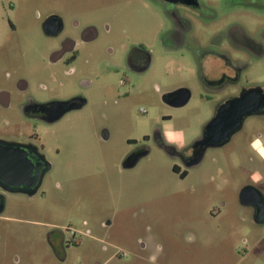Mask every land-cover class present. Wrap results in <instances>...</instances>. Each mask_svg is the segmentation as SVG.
I'll return each mask as SVG.
<instances>
[{
    "label": "rangeland",
    "instance_id": "1",
    "mask_svg": "<svg viewBox=\"0 0 264 264\" xmlns=\"http://www.w3.org/2000/svg\"><path fill=\"white\" fill-rule=\"evenodd\" d=\"M53 12L78 16L98 30V38L64 69L69 74H61V89H54L66 98L92 80L85 96L94 106L37 128L56 159L49 198L22 199L21 210L10 208L0 217V264H264V222L257 223L254 210L239 200L248 184L264 193V152L253 151L241 136L188 168L155 143L143 142L159 129L171 132L170 143L188 147L202 137L217 108V98L200 96L194 57L172 48L171 25L161 9L141 0H0V31L9 18L33 23L37 14ZM243 12L237 11L236 23L263 39L264 17ZM10 35L13 47L27 50L30 63L38 52L48 56L53 49L33 26L24 35ZM134 46L142 49L139 59L151 58L138 74L126 69ZM244 62L249 67L243 84L264 85V56ZM122 81L130 93L126 103L110 107L111 116L88 115ZM182 89L193 95L180 106L184 95L176 92ZM168 94L176 97L165 103ZM141 146L148 155L125 169L126 156ZM53 234L67 243L58 254L48 243Z\"/></svg>",
    "mask_w": 264,
    "mask_h": 264
},
{
    "label": "flooded vegetation",
    "instance_id": "2",
    "mask_svg": "<svg viewBox=\"0 0 264 264\" xmlns=\"http://www.w3.org/2000/svg\"><path fill=\"white\" fill-rule=\"evenodd\" d=\"M141 1L154 3L168 18L172 48L194 57L196 76L202 88L200 96L210 101L217 98L213 101L217 103L214 118L205 127L202 137L188 147L180 148L170 143L159 129L145 135L143 142L155 143L166 153L180 158L188 168L199 165L208 150L228 145L235 138L240 141L245 137L242 141L250 144L253 151L264 152V85L248 86L242 81L249 67L244 59L264 56V36L263 39L253 38L246 27L236 23L239 9L244 11L242 14L264 17V5L249 0L243 3L238 0ZM18 9L20 6L11 8L12 11ZM34 19L39 21L31 23L24 16L16 21L9 18L6 29L0 31V217L10 208L21 210L22 199L49 198L47 181L54 172L56 159L49 154L37 128L53 126L69 114H84L86 109L94 106L85 96L94 85L92 80H84L78 85L80 93L66 98L56 94L54 89H61L59 78L61 74H69L64 69L75 63L80 49L98 38L97 28L92 23H83L78 16L66 17L55 12L44 17L37 14ZM259 24L263 25L262 22ZM30 26L53 44L48 56L45 50L40 51L32 63L28 61L27 50L13 47L10 37V33L24 35ZM141 50L134 46L128 55L126 69L133 74L144 72L150 66V56L143 60L138 58ZM124 84L122 81L114 89L115 95L98 103L99 111H88V115H113L110 107L120 101L126 103L130 98V93L122 90ZM176 93H182L187 102L193 95L187 89ZM174 96L165 95L163 101L169 103ZM230 103L236 104L234 110L220 112ZM219 116L217 126L210 130V124ZM252 131L255 138L250 137ZM109 132L108 128L103 129V139L109 138ZM225 133H228L226 137ZM214 139L221 142L213 143ZM204 145L203 157L199 159ZM148 153L145 146L138 147L126 156L124 168L135 167ZM55 154H59L57 149ZM180 170L178 166L174 167L182 178H187L188 171ZM251 187V184L245 187L249 193H253ZM262 195L263 200L251 196L249 205L245 206L254 210L255 221L264 216V193ZM48 241L57 254L67 248V243L55 234L49 235ZM13 261L19 263L20 259L13 257Z\"/></svg>",
    "mask_w": 264,
    "mask_h": 264
},
{
    "label": "water",
    "instance_id": "3",
    "mask_svg": "<svg viewBox=\"0 0 264 264\" xmlns=\"http://www.w3.org/2000/svg\"><path fill=\"white\" fill-rule=\"evenodd\" d=\"M183 98H184L183 103H181L180 106L185 105V104L187 103V100H188V99H186L185 97H183ZM239 103H240V102H239ZM235 106H236V104H235V105H233L232 103L227 104V105H225L224 107H222V108L220 109V112H221V111H224V110H227V112H231L232 110H234V109L236 108ZM221 114H222V113H221ZM220 117H221V116H219L218 118L216 117V119L213 120V122L210 124V130H211L212 128L215 129V127L217 126L216 124L218 123V121H220V119H219ZM224 135H225V137H226V136L228 135V133H225ZM222 138H224V137H222ZM213 141H214L213 143L221 142L220 139H214ZM205 147H206V146L204 145L203 151H202V153L200 154L199 159L203 157L202 154H203L204 151H205ZM251 189H252V192H253V193H249L248 188H245V189H243V190L241 191V193H240V195H239L240 203H241L243 206H247V205H249V200H250L251 196H253V195H255L256 198H257L258 200H263V198H262V197H263L262 192H260L258 189L254 188V187H251ZM256 222H257V223L264 222V216H262L261 219H260V220H257Z\"/></svg>",
    "mask_w": 264,
    "mask_h": 264
},
{
    "label": "clouds",
    "instance_id": "4",
    "mask_svg": "<svg viewBox=\"0 0 264 264\" xmlns=\"http://www.w3.org/2000/svg\"><path fill=\"white\" fill-rule=\"evenodd\" d=\"M165 135H166L168 141H169V142H172V140H173V136H172L171 132H166Z\"/></svg>",
    "mask_w": 264,
    "mask_h": 264
}]
</instances>
